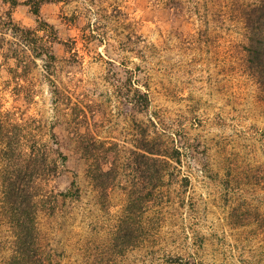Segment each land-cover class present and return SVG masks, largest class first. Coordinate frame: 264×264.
<instances>
[{
    "label": "rangeland",
    "instance_id": "1",
    "mask_svg": "<svg viewBox=\"0 0 264 264\" xmlns=\"http://www.w3.org/2000/svg\"><path fill=\"white\" fill-rule=\"evenodd\" d=\"M24 1L0 0V264H264L259 0ZM31 155L54 170L20 250Z\"/></svg>",
    "mask_w": 264,
    "mask_h": 264
},
{
    "label": "trees",
    "instance_id": "2",
    "mask_svg": "<svg viewBox=\"0 0 264 264\" xmlns=\"http://www.w3.org/2000/svg\"><path fill=\"white\" fill-rule=\"evenodd\" d=\"M3 1L9 6L17 4V0ZM42 1L43 0H25L24 4L28 6L33 15H36ZM243 22L246 29L245 60L247 68L254 76V79L264 95V0H259L257 5L248 9L244 15ZM10 24L12 33L21 38L20 40L23 46L31 51L33 55H46L49 58H53L52 55L48 53L47 47L40 42L39 37L35 35L33 30L21 28L13 23ZM52 167L53 166L46 164L44 158L35 159L31 155L24 166V170L22 171L20 169L17 172V175L21 173V175L23 174L24 176V181L22 180V189L19 182L11 181L8 183L6 190L3 191V193H6V198H8L9 195L14 197V203H18V198H21L19 202H21L22 212L25 215L24 225L22 227L25 229V233H19V235L15 237L17 247L20 250H23V242L26 243V233H29L27 222L36 209L34 200L36 178L50 175L54 170ZM20 191L23 192L21 195L19 193Z\"/></svg>",
    "mask_w": 264,
    "mask_h": 264
}]
</instances>
